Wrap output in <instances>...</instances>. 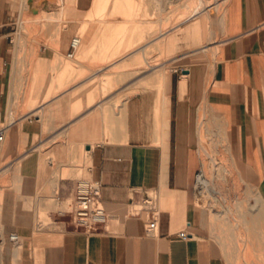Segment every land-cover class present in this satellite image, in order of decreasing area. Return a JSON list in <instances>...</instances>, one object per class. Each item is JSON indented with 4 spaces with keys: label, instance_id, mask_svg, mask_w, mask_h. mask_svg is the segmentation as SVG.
I'll use <instances>...</instances> for the list:
<instances>
[{
    "label": "crops",
    "instance_id": "obj_1",
    "mask_svg": "<svg viewBox=\"0 0 264 264\" xmlns=\"http://www.w3.org/2000/svg\"><path fill=\"white\" fill-rule=\"evenodd\" d=\"M52 2L32 0L29 11L27 0H0V126H7L2 146L15 152L23 149V153L18 152L21 155L16 168L9 161L1 169L9 168L7 172L13 171L14 180L21 181L17 163L25 160L22 168L29 171L25 175L32 178L30 192L35 193L43 172L33 151L47 148L48 144L58 145L59 138L62 145L83 146L90 161L85 171L100 181L101 200L109 218L104 227L84 232L74 226L68 209H63L62 214L48 211L51 221L39 224L25 206V211L14 212L13 224L5 236L2 226L0 264H236L234 258L250 255L246 248L239 247V241H247L242 233L255 224L259 230H253L251 250L264 249L260 228L264 224V0H227L219 41L159 58L152 65L142 55L146 68L134 65L147 44L110 61H100L102 52L98 49L108 46L96 40L98 26L86 21L81 55L87 60L73 67L84 75L59 89L72 69L71 64L60 61L57 75L48 81L40 102L38 92L31 90L36 88L37 77L32 78L34 86L30 85L24 97L28 108L15 116L12 110L19 91L14 83L10 87L7 77L11 36L18 31L17 22L26 11L35 15L41 9L47 23L58 21L63 7H41H51ZM99 9L102 13V7ZM79 23L69 22L56 30L57 49L38 44L40 60L49 64L58 59L56 55L66 57L70 40L80 36L75 34ZM46 32L51 33L50 28ZM81 42L82 39L80 45ZM75 55L66 58L72 60ZM39 71L38 64L35 72ZM119 76L124 83L105 95L101 94V86L95 88L92 83L103 78L118 80ZM54 88L57 90L52 93ZM215 123L216 134L222 135L216 149L225 146L226 141L225 149L232 162L234 155L243 175L257 186L251 188L242 172L237 171L245 187L244 196L234 201L235 209L225 205L226 200L220 196L231 176L223 164L224 180L217 193L221 200L216 205L205 200L202 188L196 185L205 164L210 163L200 156L204 142L200 132H205V144L213 146ZM74 150L68 148L66 159ZM63 168L71 167L60 163L52 173L48 168L44 170L50 176L48 181L57 188L58 204L67 200L71 204L76 178L62 176ZM196 187L205 206L211 210L221 208L210 213L212 222L208 217L194 222L200 206L194 201ZM151 192L157 193L159 214L156 233L148 235L150 211L134 212L133 206ZM32 208L37 211L47 206L38 198ZM218 221L231 224L234 232H224L223 228L222 233H215L213 226ZM182 230L189 234L186 240L177 235ZM10 232L19 235V244L8 239ZM223 257L228 258L226 262Z\"/></svg>",
    "mask_w": 264,
    "mask_h": 264
},
{
    "label": "rangeland",
    "instance_id": "obj_2",
    "mask_svg": "<svg viewBox=\"0 0 264 264\" xmlns=\"http://www.w3.org/2000/svg\"><path fill=\"white\" fill-rule=\"evenodd\" d=\"M226 1L227 0H53V2L51 1L53 3L51 7H41L46 10H57L63 7L64 12L58 21L52 19V22L48 23L45 21V14L41 12V9L35 15H32V13L28 11L23 12L22 17H20L17 22L18 31L11 36L13 42L10 44V50L8 52L7 77L10 78V87L11 84L14 83L19 91V98L13 106L14 110H12L14 111V115L17 116V114L23 113L28 108L24 103V97L30 89V85L34 86L32 80L34 77H37L35 83L36 88L32 87L31 90L34 89V91L38 92V102H40L48 81L50 78L57 75L56 67L59 66L60 61H66L67 65L71 64L72 69L68 74L66 82L59 87V89H63L73 83L76 80L74 77L77 78L84 75L83 72H79L76 69L74 70V68H76L79 62L87 60V56L81 55L86 29H84V23L86 21L98 26L99 32H97L95 38L100 42H105L108 46L104 49H98L102 52V59L100 61H110V59L119 57L135 49L139 45L147 44V47L143 50V54L138 53L140 60L134 65H140L146 68L147 65H145L141 59L142 55L147 58L149 64L152 65L158 62L159 58L186 53L194 48L204 45L210 46L215 43L214 41H219L221 38V18L227 4ZM32 5L33 4H28L30 7L28 8L29 11L33 7ZM100 7L103 9L102 13L98 12ZM20 21L22 22L21 27ZM69 22H80L75 34L81 36L82 42L81 45H79L80 47L75 58L70 60L65 57V54H60L56 55L59 61L58 59L52 60V62L48 64L46 61L40 60L39 56L41 55L39 54L38 44H46L57 49L56 30L64 28ZM48 27L51 30L49 34L46 32V30L49 29ZM161 33H163V36H161ZM206 55L211 57L210 52H207ZM38 64L40 71L37 73L35 69ZM39 77H43L44 80L42 81ZM92 83L95 88L101 86V94L105 95L115 87H119L123 84L124 78L119 76L118 80H110L109 78H103L101 80L96 79ZM184 86V82H182L181 87L183 88ZM56 90L57 88H54L52 93H55ZM214 127V140H220V143H222V138L219 139L216 134V123ZM200 133L202 138L206 140L205 132L201 130ZM62 142L63 140L59 138L57 139L58 145L48 144L47 148H45L46 146H42L33 151V156L37 154L39 157L40 170L43 172L40 171L42 175L39 176L38 179L40 187L37 192H30L33 180L29 175H25L28 174L29 171L23 170L22 168L25 160H21L17 163L19 168L18 173L22 175L21 181L14 180L13 171L7 172L9 168H6L5 172L0 175V231L3 226L4 236L7 233L6 229L13 224L14 212L21 210L25 211V206H27L25 208L28 214L31 215V213H33L35 223L37 220L39 224H46L51 221V218L47 214L48 211L60 212L63 209H69L70 200H67L66 203L58 204L56 200L58 195L57 188L54 187L52 182L48 181L50 176L45 172V168H48V171L52 173L60 163H66L70 165L71 168L68 170L63 168L62 176L72 175L76 179L91 178L85 171V168L90 165V161L88 153L84 151L83 146L74 148L71 144L62 145ZM224 143L225 146H220L219 150L216 149L217 151L214 150V154H208V151L202 144L200 146V156L201 158L202 156L208 158L210 169L215 168L216 171L219 172L217 175V183H215L217 186L224 180V166L231 171L229 183L224 186L226 189L221 191L220 196L226 200L225 205L227 203L230 208L235 209L234 201L237 196H244L245 187L243 182L239 179L237 171L242 172V177L251 185V188H256L257 186L243 175L240 161L235 160L234 155L231 154L233 157L232 162L225 149L228 144L226 141ZM69 147L75 150L71 153V158L66 159L69 154ZM53 148L56 150H53ZM20 150L21 153H23V149L21 148ZM19 151L15 152V150L10 148L6 150L4 144L0 151V167L3 166L4 163H9V161L10 164L14 163L13 166L15 167V162L19 155H21L18 153ZM229 152L232 153L230 147ZM49 161H51V165H49ZM204 170L203 174L206 173L207 164H205ZM199 174L200 172H198V175ZM217 186H213L212 194L220 198L219 194H217L219 192V187ZM197 195L198 189L196 187L194 201L199 202L200 206H197V221L194 222L200 223L201 219H205L206 217L212 222L213 220L209 218L210 213L212 215V211L221 210V208L215 206L211 210L208 205L205 206V203ZM38 198H41L45 202L47 208H42L37 211L32 208L33 201ZM204 199L209 200V197L205 195ZM156 202L157 197L155 206L158 209ZM249 202L251 203L252 200H249ZM144 208L145 205H143L142 200H140L133 206V211L140 212L144 210ZM54 216H58L57 213H55ZM233 217L235 219L239 218L236 212H233ZM218 222L220 223L214 224L213 226V231L215 233H222L224 229H226L224 232L227 233L234 232L231 224L223 225L221 221ZM211 227L212 226H210V228ZM249 227L252 228L250 231L242 233V235L247 238V241H239V247L241 249L246 248V253H250V255L236 257L234 258L235 262L236 264H264V249L262 248L261 250L257 248L258 250L254 252L250 247V244L254 243L251 240V238H253V230H259V228L256 224L255 227L253 225ZM260 228L264 234V224L261 225ZM192 231L194 233L199 232V230L196 229H192ZM222 259L226 262L228 258L226 259L223 257ZM229 259L232 260V258Z\"/></svg>",
    "mask_w": 264,
    "mask_h": 264
},
{
    "label": "built area",
    "instance_id": "obj_3",
    "mask_svg": "<svg viewBox=\"0 0 264 264\" xmlns=\"http://www.w3.org/2000/svg\"><path fill=\"white\" fill-rule=\"evenodd\" d=\"M80 38L74 36L69 42V48L66 56L72 58L75 55ZM7 131L6 125L0 126V146L5 139ZM157 193L151 192L142 200L145 205L144 210L150 211V219L146 224V233L153 235L157 231V218L159 210L155 206ZM141 210V209H139ZM138 210V211H139ZM75 227L84 232L93 231L96 228L104 227L108 221L109 215L106 212L101 200V183L92 178H78L75 181L72 191V201L67 211ZM62 214V212H59ZM178 237L186 240L189 234L184 230L178 232ZM8 239L19 244L20 238L15 232H10Z\"/></svg>",
    "mask_w": 264,
    "mask_h": 264
},
{
    "label": "bare ground",
    "instance_id": "obj_4",
    "mask_svg": "<svg viewBox=\"0 0 264 264\" xmlns=\"http://www.w3.org/2000/svg\"><path fill=\"white\" fill-rule=\"evenodd\" d=\"M52 1V0H51ZM79 38H80V36H78ZM81 39V38H80ZM79 45H80V40H79V44H78V47H77V49L79 48ZM76 49V50H77ZM67 57V56H66ZM74 57V56H73ZM72 57V58H73ZM67 58H70V57H67ZM71 59V58H70ZM11 95V94H10ZM119 102V101H118ZM2 125H4L3 123H1ZM214 133V132H213ZM217 135H218V138L219 139H221L222 137H221V135H219L218 133H217ZM6 136V135H5ZM203 145H204V147L206 148V150L208 151V154H210V153H212V154H214V150L215 151H217L216 150V148H217V146H218V144L220 143V140H217V141H215V140H213L214 141V144H213V146H211L209 143H208V145L207 144H205L206 142H205V139L203 138ZM222 141V140H221ZM6 142V140L4 139V141H3V143H5ZM2 143V144H3ZM211 143V142H210ZM2 144H1V146H2ZM221 144V143H220ZM1 146H0V149H1ZM2 167V166H1ZM1 167H0V175H2L3 174V172H5V169L3 168V169H1ZM219 174V172L218 171H216V169L214 168V169H210V167H209V164L207 165V170H206V173L205 174H203V175H201L200 177H198L197 178V186H199V187H201L202 188V192L204 193V195H206V196H208L209 197V200H211V202L213 203V205H216V202L217 201H220V198L219 197H216V196H214L213 194H212V188H213V186H217L215 183H217V175ZM222 179V178H221ZM218 187V186H217ZM251 198V197H250ZM218 205V204H217ZM221 207V206H220ZM60 212H62V211H60Z\"/></svg>",
    "mask_w": 264,
    "mask_h": 264
},
{
    "label": "water",
    "instance_id": "obj_5",
    "mask_svg": "<svg viewBox=\"0 0 264 264\" xmlns=\"http://www.w3.org/2000/svg\"><path fill=\"white\" fill-rule=\"evenodd\" d=\"M28 4L31 5L32 4V0H27Z\"/></svg>",
    "mask_w": 264,
    "mask_h": 264
}]
</instances>
